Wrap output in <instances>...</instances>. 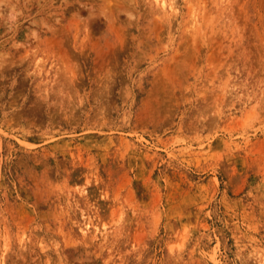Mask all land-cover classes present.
Here are the masks:
<instances>
[{"label":"rangeland","instance_id":"obj_1","mask_svg":"<svg viewBox=\"0 0 264 264\" xmlns=\"http://www.w3.org/2000/svg\"><path fill=\"white\" fill-rule=\"evenodd\" d=\"M0 264H264V0H0Z\"/></svg>","mask_w":264,"mask_h":264}]
</instances>
